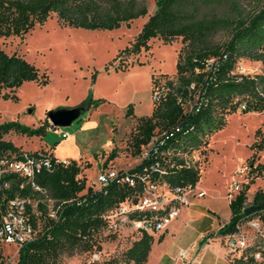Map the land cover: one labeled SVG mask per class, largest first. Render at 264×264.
<instances>
[{"label":"trees","instance_id":"obj_1","mask_svg":"<svg viewBox=\"0 0 264 264\" xmlns=\"http://www.w3.org/2000/svg\"><path fill=\"white\" fill-rule=\"evenodd\" d=\"M154 7L141 23L131 43L133 51L147 49L151 37L170 41L179 37L174 74L150 73L151 88L162 78L167 86L164 96L152 100L149 114L135 115L132 106L126 113L135 116L129 143L138 154L153 134L161 142L155 150L142 157L130 171L139 170L153 160L162 169L160 178L167 184L194 185L199 170L189 163L186 155L207 142V136L225 122V115L240 111L264 109V0H153ZM54 13L61 24L112 29L146 13L145 0H0V36L21 35ZM221 37V39H220ZM220 39V40H219ZM212 58L211 61H207ZM240 58L259 60L262 69L254 73L234 71ZM25 80L45 84L48 74L16 51L7 52L0 46V91L5 98L16 99V89ZM91 94L82 101L83 110L96 106ZM264 124V119L262 121ZM48 119L36 127L18 119L0 122V158L34 154L44 147L23 150L6 135H40ZM177 127V129H175ZM249 148H264V131L256 127ZM50 169L34 176V183L61 202L55 218L46 212L42 192L16 173H5L0 184V210L10 198H25V212L35 229L31 238L17 249L13 264H58L62 254L72 255L101 248L100 233L106 224L102 214L129 194L126 186L109 183L100 188L86 185L79 175L83 166L75 158L67 162L56 158L49 148ZM248 172H264V161L252 165V154L247 157ZM247 180L228 198L229 218L215 230L216 234L230 233L240 220L258 216L264 220V185L257 187L249 201L245 190ZM35 204V205H34ZM255 205L244 212L243 208ZM41 223L40 228H37ZM152 232L141 230L139 236L122 251L126 262L143 264L152 241ZM258 251L260 257L253 256ZM117 256H110L88 264H116ZM232 264L264 263V242L255 238L236 255ZM3 264V262L1 263Z\"/></svg>","mask_w":264,"mask_h":264},{"label":"rangeland","instance_id":"obj_2","mask_svg":"<svg viewBox=\"0 0 264 264\" xmlns=\"http://www.w3.org/2000/svg\"><path fill=\"white\" fill-rule=\"evenodd\" d=\"M145 2L146 13L133 18L129 26L122 24L112 29L70 26L61 24L52 13L26 33L0 36L4 50L22 54L49 77L45 84L23 81L16 89V99L2 97L1 90L0 122L18 119L36 127L48 119L47 111L51 108L78 105L88 94L94 100L101 99L96 106L82 110L68 125L46 126L40 135L10 133L6 137L26 151L45 145L60 158H75L83 166L79 175L85 176L86 185L93 188L101 186L97 180L99 168L130 169L138 164L142 155L133 153L129 143L135 116L126 113L127 107L131 105L135 115L150 113V73L173 75L176 52L181 44L179 37L170 41L151 37L147 49H131L141 23L154 7L153 0ZM238 62L243 66L241 73L262 69L259 60L240 58ZM29 106H33L32 112L27 111ZM263 119L264 109H236L225 115L221 127L209 133L205 144L186 155L187 161L199 170L201 186L223 191L226 196L227 190L230 194L236 192L233 184L241 188L250 180L245 190L249 201L252 192L264 185V172L254 174L242 169L250 154L253 164L264 161V148H249L254 129L259 127L264 131ZM58 129L69 135L62 137ZM100 236L99 250L62 254L58 264H88L110 256L118 257L116 264H134L121 256L139 236L134 226L126 224L118 234L102 231ZM16 258L17 246L0 241V264H13Z\"/></svg>","mask_w":264,"mask_h":264},{"label":"built area","instance_id":"obj_3","mask_svg":"<svg viewBox=\"0 0 264 264\" xmlns=\"http://www.w3.org/2000/svg\"><path fill=\"white\" fill-rule=\"evenodd\" d=\"M208 58L207 61H211ZM243 66L240 62L234 67V71L240 72ZM167 86L162 78L158 79L151 88V98L153 101L160 100ZM177 129V127H175ZM62 137L69 135L67 131L57 130ZM161 142L157 135L153 134L140 150L142 157L147 156L155 150L156 143ZM48 152L37 150L34 154L23 153L22 156H3L0 158V184H7L2 180L5 173H16L24 179L30 181L34 188L42 192V201L46 204L47 214L55 218L60 209L61 202L50 196L33 179L36 173L43 169L52 167L51 156ZM141 157V158H142ZM59 158V157H56ZM67 162V158H59ZM256 163V162H255ZM254 163V164H255ZM252 162V165H254ZM248 164H243L242 169H248ZM162 169L157 160L149 162L139 170L118 169L113 166H103L99 168L97 180L101 186L114 183L129 188V194L115 205L108 208L102 214L106 221L103 231L106 233L121 232L126 224L134 226L138 232L141 230L154 232L161 230L166 224L178 214V207L181 204H188L192 196H201L204 192L195 189V184L174 185L167 184L160 178ZM98 187V188H100ZM240 186L233 184L232 189L238 190ZM227 197H231L227 190ZM35 205V204H34ZM35 229L28 220L25 212V198L15 196L10 198L3 210H0V241L14 243L18 247L20 244L31 238ZM255 238L264 242V220L258 216H251L236 222L234 229L225 235L224 243L229 253L234 254L240 249L252 243ZM177 256L185 260L188 264H198V259L194 256L184 257V251L179 249ZM253 256L259 258V252L254 251Z\"/></svg>","mask_w":264,"mask_h":264},{"label":"crops","instance_id":"obj_4","mask_svg":"<svg viewBox=\"0 0 264 264\" xmlns=\"http://www.w3.org/2000/svg\"><path fill=\"white\" fill-rule=\"evenodd\" d=\"M195 185L204 193L192 196L188 204L179 205L178 214L164 228L151 233L152 241L143 264H188L177 256L179 249L184 251V257H196L198 264H232L230 258L238 252L229 253L222 235L215 233L229 218L228 197L223 191L201 186L199 178Z\"/></svg>","mask_w":264,"mask_h":264},{"label":"water","instance_id":"obj_5","mask_svg":"<svg viewBox=\"0 0 264 264\" xmlns=\"http://www.w3.org/2000/svg\"><path fill=\"white\" fill-rule=\"evenodd\" d=\"M82 110L83 105L81 104L70 107H56L47 111V117L52 125H68L73 119L80 115ZM27 111L32 112L33 106L27 107ZM254 206L255 205H248L243 208V211L248 212L253 209Z\"/></svg>","mask_w":264,"mask_h":264}]
</instances>
